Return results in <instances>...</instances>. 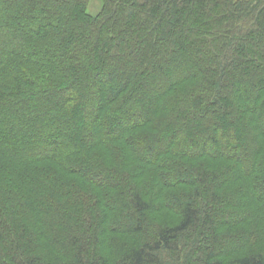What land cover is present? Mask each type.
<instances>
[{"label":"trees","instance_id":"1","mask_svg":"<svg viewBox=\"0 0 264 264\" xmlns=\"http://www.w3.org/2000/svg\"><path fill=\"white\" fill-rule=\"evenodd\" d=\"M99 1L0 0V264H264V0Z\"/></svg>","mask_w":264,"mask_h":264},{"label":"rangeland","instance_id":"2","mask_svg":"<svg viewBox=\"0 0 264 264\" xmlns=\"http://www.w3.org/2000/svg\"><path fill=\"white\" fill-rule=\"evenodd\" d=\"M93 3L91 4L90 8H89V12L93 15H95L98 12V9H100V1L99 0H92ZM99 4V6H98Z\"/></svg>","mask_w":264,"mask_h":264}]
</instances>
